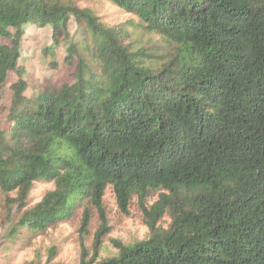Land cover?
<instances>
[{
    "label": "trees",
    "instance_id": "obj_1",
    "mask_svg": "<svg viewBox=\"0 0 264 264\" xmlns=\"http://www.w3.org/2000/svg\"><path fill=\"white\" fill-rule=\"evenodd\" d=\"M111 1L162 44L62 0H0V187L24 206L55 184L22 226L66 221L112 186L125 211L140 197L149 237L83 264H264V0ZM47 26L43 53L58 68L64 44L74 82L27 94L23 40Z\"/></svg>",
    "mask_w": 264,
    "mask_h": 264
},
{
    "label": "rangeland",
    "instance_id": "obj_2",
    "mask_svg": "<svg viewBox=\"0 0 264 264\" xmlns=\"http://www.w3.org/2000/svg\"><path fill=\"white\" fill-rule=\"evenodd\" d=\"M90 9L99 21L107 26L129 27L131 40L135 45L156 46L162 44L161 37L145 32L139 26L136 15L120 8L111 0H62ZM137 27V29H135ZM73 40L82 34L75 19L70 22ZM79 40V39H78ZM53 44L52 27H30L23 40V63L28 73L25 76L32 94L37 87L42 89L52 83L60 86L74 82V67L65 62L66 47L60 44L55 60L58 68L51 67L52 56L43 53V47ZM34 88V89H33ZM11 91L8 86L2 90L0 106H9ZM6 112L0 111V124ZM53 181L35 182L28 197L18 200V190L3 191L0 187V264H83L91 260L96 262L116 257L119 249L116 241L124 245H133L147 239L150 230L145 222V212L140 197L136 194L130 200L127 210L119 203L112 186L105 192L101 204H85L68 220L44 230H34L21 224L24 214L39 203L44 195L54 189ZM161 190H151L145 205L153 204L159 198ZM88 214L84 222V215ZM171 219L165 216L162 225L168 226Z\"/></svg>",
    "mask_w": 264,
    "mask_h": 264
}]
</instances>
